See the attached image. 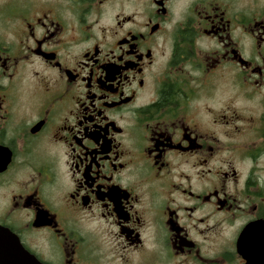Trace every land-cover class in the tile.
<instances>
[{"label": "flooded vegetation", "instance_id": "flooded-vegetation-1", "mask_svg": "<svg viewBox=\"0 0 264 264\" xmlns=\"http://www.w3.org/2000/svg\"><path fill=\"white\" fill-rule=\"evenodd\" d=\"M0 227L44 264H264V0H0Z\"/></svg>", "mask_w": 264, "mask_h": 264}, {"label": "water", "instance_id": "water-1", "mask_svg": "<svg viewBox=\"0 0 264 264\" xmlns=\"http://www.w3.org/2000/svg\"><path fill=\"white\" fill-rule=\"evenodd\" d=\"M0 264H44L8 229L0 227Z\"/></svg>", "mask_w": 264, "mask_h": 264}]
</instances>
